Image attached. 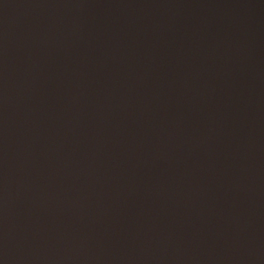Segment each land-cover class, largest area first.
Instances as JSON below:
<instances>
[{"label": "water", "instance_id": "95a60500", "mask_svg": "<svg viewBox=\"0 0 264 264\" xmlns=\"http://www.w3.org/2000/svg\"><path fill=\"white\" fill-rule=\"evenodd\" d=\"M0 264H264V0H0Z\"/></svg>", "mask_w": 264, "mask_h": 264}]
</instances>
